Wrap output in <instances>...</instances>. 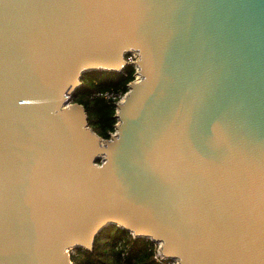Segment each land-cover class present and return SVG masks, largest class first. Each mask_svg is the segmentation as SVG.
I'll return each mask as SVG.
<instances>
[{
    "label": "water",
    "instance_id": "95a60500",
    "mask_svg": "<svg viewBox=\"0 0 264 264\" xmlns=\"http://www.w3.org/2000/svg\"><path fill=\"white\" fill-rule=\"evenodd\" d=\"M130 53L105 140L71 98ZM111 226L264 264V0H0V264H73Z\"/></svg>",
    "mask_w": 264,
    "mask_h": 264
},
{
    "label": "trees",
    "instance_id": "16d2710c",
    "mask_svg": "<svg viewBox=\"0 0 264 264\" xmlns=\"http://www.w3.org/2000/svg\"><path fill=\"white\" fill-rule=\"evenodd\" d=\"M135 74L133 66H127L122 72L87 73L71 98L72 103L85 108L89 126L105 140L116 132L118 120L117 102L106 100L103 94L115 93L123 97L135 80ZM156 246L150 240L136 239L123 229L111 226L96 238L93 252L75 249L71 261L73 264H163L155 259Z\"/></svg>",
    "mask_w": 264,
    "mask_h": 264
},
{
    "label": "built area",
    "instance_id": "2783aa9c",
    "mask_svg": "<svg viewBox=\"0 0 264 264\" xmlns=\"http://www.w3.org/2000/svg\"><path fill=\"white\" fill-rule=\"evenodd\" d=\"M138 60L139 59L137 57V53H130L126 56V62H127L128 66H135L136 64H134V62H137ZM135 70L137 72L136 68H135ZM135 79H138L137 74H135ZM103 96L105 97L106 100L111 101V102H117V103H119L123 99L122 96L115 94V93H104ZM156 248H157V252H156L155 259H157L158 261H160L163 264H176L175 261L166 260L164 258H157L158 257V245L156 246ZM71 251H73V250H70L69 254ZM70 256H71V254H70Z\"/></svg>",
    "mask_w": 264,
    "mask_h": 264
},
{
    "label": "rangeland",
    "instance_id": "374dc122",
    "mask_svg": "<svg viewBox=\"0 0 264 264\" xmlns=\"http://www.w3.org/2000/svg\"><path fill=\"white\" fill-rule=\"evenodd\" d=\"M73 251H74V250H73ZM73 251H71L70 254H73V253H74Z\"/></svg>",
    "mask_w": 264,
    "mask_h": 264
}]
</instances>
